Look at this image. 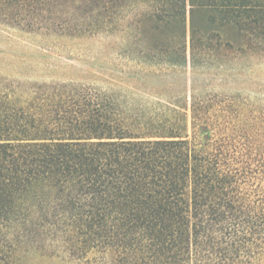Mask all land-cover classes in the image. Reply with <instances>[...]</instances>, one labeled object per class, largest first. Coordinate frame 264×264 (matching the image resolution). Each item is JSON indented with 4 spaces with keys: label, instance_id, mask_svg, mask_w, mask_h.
Returning <instances> with one entry per match:
<instances>
[{
    "label": "trees",
    "instance_id": "trees-1",
    "mask_svg": "<svg viewBox=\"0 0 264 264\" xmlns=\"http://www.w3.org/2000/svg\"><path fill=\"white\" fill-rule=\"evenodd\" d=\"M91 4L105 86L0 90V264H264V104L202 91L264 0Z\"/></svg>",
    "mask_w": 264,
    "mask_h": 264
},
{
    "label": "rangeland",
    "instance_id": "rangeland-1",
    "mask_svg": "<svg viewBox=\"0 0 264 264\" xmlns=\"http://www.w3.org/2000/svg\"><path fill=\"white\" fill-rule=\"evenodd\" d=\"M91 9V0H0V90L28 96L41 86H105L113 53L108 36L89 31ZM82 26L88 32H73ZM261 37L251 55L236 54L212 69L202 91L264 104ZM33 264L63 263L35 259Z\"/></svg>",
    "mask_w": 264,
    "mask_h": 264
}]
</instances>
